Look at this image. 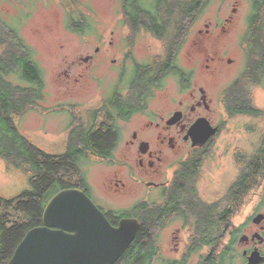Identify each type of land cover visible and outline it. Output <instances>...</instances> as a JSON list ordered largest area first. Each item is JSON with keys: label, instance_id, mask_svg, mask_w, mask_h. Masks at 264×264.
I'll return each mask as SVG.
<instances>
[{"label": "flooded vegetation", "instance_id": "af4514ba", "mask_svg": "<svg viewBox=\"0 0 264 264\" xmlns=\"http://www.w3.org/2000/svg\"><path fill=\"white\" fill-rule=\"evenodd\" d=\"M39 1L49 2L0 0V10L3 11L4 4H10L14 9L11 11L14 16L8 18V22L1 16L5 12H0V28H3V32L6 26L9 29L12 27L16 36L22 37V22L32 15L36 2ZM61 1L63 3L64 0ZM69 2L86 6L84 0H67L66 3ZM116 2L121 11L128 8V15L124 16L122 11L120 19L125 32L120 39L121 45L117 46L119 56L113 57L112 52L110 54L115 45L112 35L114 31H111L109 49L96 46L94 52L79 55L78 59L72 61L74 65L84 62L90 67L100 63L108 64V68L116 76L108 88H102L101 96L92 108L78 112L77 120L93 131L92 133L96 132L97 135L101 130L100 134L106 133L110 136L103 139V148H96L101 149L99 152L109 154L93 157L97 162L110 166L111 174L102 183V189L88 184L85 180L82 190L113 226L128 217H136L141 223L139 217L142 215L146 231L145 244L154 249L153 253L147 255L144 264H264V138L254 140L249 146L252 154L248 159L245 156L246 150L241 148L244 154L240 156L236 176L226 191L206 199L197 189L202 159L214 149L216 138L230 118L241 116L252 119L255 127L261 125V115L253 113L254 109L261 107L253 102L252 88L243 91L248 95L246 101L250 102L244 107L247 111L232 114L228 106V97L231 94L228 91L229 85L218 88V93L213 96L205 81L200 85L195 81L197 60L192 52L187 51L188 66L180 64L179 56L185 47L187 36L177 49L176 57L171 53L166 61L162 38L145 26L153 24L150 21H156L157 24L159 22L147 15L144 18L135 17V10L144 13L146 8L153 7L155 0ZM84 16L77 13L70 20L83 23ZM64 19L66 22L68 17L65 16ZM232 20V14L224 18L220 26L223 32L226 31L224 24H230ZM72 32L82 38L85 36L80 30ZM199 33L209 34V30H200ZM143 35L157 40L160 52L144 62H139L133 58L131 47L135 39ZM193 43L197 44V41L194 40ZM213 53L204 51L206 63L202 77L205 80L222 75L224 63H231V59H225L219 51L215 50ZM155 57L158 59L153 63ZM130 67H133L132 74L126 79ZM64 74L67 79L66 87L73 80H78L77 77L69 78L67 70ZM168 79H172L178 96L172 95L169 103L160 109L153 101L157 97V91L165 88ZM14 83L21 84L20 80ZM249 86L252 87L251 83ZM72 107L66 109L73 119L75 115ZM73 125L71 121L67 131ZM126 125L131 127L124 132ZM213 129L215 131L211 134ZM205 137L204 143L200 145ZM183 157L187 158L184 160ZM190 160L195 161L193 164L197 166L192 171L196 192L190 196L191 199L216 209L222 208L225 214L224 224L220 225L222 235L215 242H202L197 245L199 242L192 240L194 235L191 231L196 228L193 227L194 220L187 212L183 213V203L180 201L182 195L174 192L181 182L184 166ZM258 180L263 182L259 184ZM252 185H255L254 192L250 193ZM157 212L159 217L156 216ZM175 222L179 225L172 228ZM168 228H171L173 234L166 251L164 243L159 239V232ZM170 252L171 256L166 255Z\"/></svg>", "mask_w": 264, "mask_h": 264}, {"label": "rangeland", "instance_id": "374dc122", "mask_svg": "<svg viewBox=\"0 0 264 264\" xmlns=\"http://www.w3.org/2000/svg\"><path fill=\"white\" fill-rule=\"evenodd\" d=\"M64 1L63 3L61 0L36 2L34 12L21 25V35L33 49L34 58L42 69L45 94L37 107L15 116L14 120L30 142L51 153L64 151L68 125L71 121L73 123L74 120L77 121L75 117L77 118L80 110L92 108L101 96L102 88H108L116 77L115 72L108 68V64L100 63L98 66L90 67L84 62L74 65L72 61L78 59L79 55L84 56L94 52L96 46L109 49L111 31H114L112 35L115 45L110 54L112 52L113 57L119 56L117 46L121 45L120 39L125 32L120 20L121 7L116 2L118 0H84L86 6L74 5L85 14L84 21L92 22L93 25V30L85 33L84 38L77 36L67 27L64 17H68L72 10L76 11V9L66 3L67 0ZM249 5V0H209L202 13L194 19L187 33V41L179 56V62L182 66H188L187 51L192 52L197 60L195 81L199 85L205 81L213 96L218 93V88L227 87L244 69L246 61L243 36L247 27ZM234 7H236L235 11H233ZM11 11L14 9L10 4H4L3 11L0 10L5 12L1 15L5 22L14 16ZM230 14L233 16L232 23L224 24L226 31L223 32L220 26L224 18ZM206 29L209 30V34L199 33L200 30L204 32ZM194 40L197 44L193 43ZM133 44L131 47L133 58L139 62H144L160 52L158 41L145 35L136 38ZM215 50L223 54L225 59L230 58L231 63L227 65L224 63L222 75L205 80L202 77L206 63L204 51L214 54ZM132 69L133 67L129 68L126 79L131 76ZM65 70L68 71L69 78H78L77 81L73 80L69 87H66ZM10 80L18 81L14 77H10ZM173 84L172 79H168L165 88L157 91L154 105L161 109L169 103L172 95L178 96ZM252 93L253 102L264 108V88L253 86ZM109 95L110 93L107 94ZM69 107L74 108L73 119L68 111ZM260 120L261 125L255 127L252 119L241 116L230 118L222 133L216 138L214 149L202 159L197 189L203 198L209 199L212 195L222 194L227 190V186L236 176V168L244 150L248 159L252 154L249 146L254 140L264 138V123L261 116ZM130 127L131 125H126L124 132ZM241 148L244 150L242 151ZM263 156L264 153H262L264 163ZM81 170L86 182L99 189H102V183L111 174L110 166L97 162L93 156L83 159ZM26 185L25 177L20 172L7 170L4 161L0 158V194L12 196ZM254 186L252 185L250 193L254 192ZM240 214L239 211L238 215ZM177 225L179 223L175 222L172 228ZM171 231V228H168L159 232V239L164 243L163 247L166 251H168V241L172 240ZM166 255L171 256L172 253Z\"/></svg>", "mask_w": 264, "mask_h": 264}, {"label": "trees", "instance_id": "16d2710c", "mask_svg": "<svg viewBox=\"0 0 264 264\" xmlns=\"http://www.w3.org/2000/svg\"><path fill=\"white\" fill-rule=\"evenodd\" d=\"M209 0H155L153 7L144 13L135 10V17H154L159 22L150 21L147 30L158 34L164 43V57L169 54L176 57L177 49L184 41L192 22L208 4ZM247 27L243 36L245 66L241 74L228 86L231 93L228 106L232 114L245 113L247 94L243 91L253 86L264 88V0H249ZM74 6V3L69 2ZM77 5V4H76ZM79 7V5H78ZM74 6L66 25L69 29L87 33L93 30L92 22L75 23L71 21L74 12L81 13ZM128 15V8H123ZM1 25V24H0ZM0 28V158L6 169L20 172L27 185L12 196L0 194V264H5L23 238L25 232L42 224V212L47 200L65 187L76 186L82 189L85 182L81 170L83 159L90 156L107 155L99 152L103 148V139L108 134L96 135L77 120L67 131L64 151L51 153L29 141L15 123L14 117L26 110L37 107L44 99V77L42 69L34 58L33 49L23 37H17L12 27ZM175 47H174V46ZM173 46V47H172ZM162 58V56H161ZM158 57L153 59L156 63ZM20 80L16 84L10 80ZM252 85L250 87L249 85ZM264 123V108L254 109ZM75 119H77L75 117ZM195 161L185 164L180 177L181 182L174 192L180 193L183 213L187 212L194 220L192 240L200 243L215 242L220 239L221 226L225 221L222 208L216 209L201 201L193 202L190 197L196 191L193 187L192 171ZM189 195V196H188ZM176 202V201H175ZM193 202V203H192ZM185 205V206H184ZM156 216L159 217L158 212ZM140 226L122 255L113 264H144L154 249L145 244L146 231L144 218L140 215ZM225 218V219H224ZM221 221V222H219Z\"/></svg>", "mask_w": 264, "mask_h": 264}, {"label": "water", "instance_id": "95a60500", "mask_svg": "<svg viewBox=\"0 0 264 264\" xmlns=\"http://www.w3.org/2000/svg\"><path fill=\"white\" fill-rule=\"evenodd\" d=\"M139 226L136 217L111 225L81 188L65 187L47 200L42 224L25 232L5 264H113Z\"/></svg>", "mask_w": 264, "mask_h": 264}]
</instances>
